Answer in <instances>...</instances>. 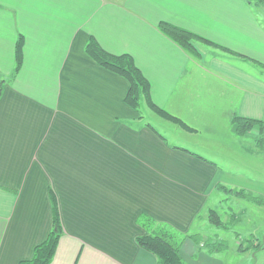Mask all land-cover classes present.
Segmentation results:
<instances>
[{
	"label": "crops",
	"instance_id": "obj_1",
	"mask_svg": "<svg viewBox=\"0 0 264 264\" xmlns=\"http://www.w3.org/2000/svg\"><path fill=\"white\" fill-rule=\"evenodd\" d=\"M262 2L0 0V264L31 259L48 238L51 193L63 231L51 264H159L137 243L148 234V219L199 235L181 247L186 263L224 264L204 245L230 231L224 209L221 228L203 226L210 210L223 207V195H231L217 187H241L264 199V182L247 177L245 167L238 173L246 179L230 166L226 172L192 149L202 140L178 132L190 149L170 143L173 134L159 128L166 122L144 102L139 110L129 107L128 81L99 66L85 46L95 37L110 53L130 54L151 83L154 103L179 118L192 115L194 135L202 116L225 125L236 116L264 121ZM164 22L219 47L197 41L198 55L191 54L161 31ZM22 37L23 65L14 74ZM214 121L204 133L210 139L220 130ZM251 134L254 147L242 139ZM232 135L248 154L264 146L256 130L239 135L234 127ZM234 197L236 207L264 209ZM228 209V221L246 227L242 237L264 228L252 209L239 215Z\"/></svg>",
	"mask_w": 264,
	"mask_h": 264
},
{
	"label": "trees",
	"instance_id": "obj_2",
	"mask_svg": "<svg viewBox=\"0 0 264 264\" xmlns=\"http://www.w3.org/2000/svg\"><path fill=\"white\" fill-rule=\"evenodd\" d=\"M161 31L175 43L183 47L191 54L198 55V51L194 46V42L202 41L205 44H210L216 47L213 42L197 36L185 29L174 26L170 23H161ZM224 49V48H222ZM226 49H224L225 51ZM229 51V50H226ZM86 53L92 58L99 66L113 72L123 78L129 83V90L125 97L126 104L134 110H139L141 107V101L154 110L157 115L164 117L168 120L176 122L181 128L193 132L185 122L176 118L168 111L159 107L154 103L151 97V83L148 78L143 74L140 68L136 65L134 58L130 54L116 55L105 50L95 37H91L86 45ZM16 66L14 74H17L22 65L24 59V40L23 37L18 41L15 49ZM0 87V97L2 93V85ZM233 124L236 132L239 135H245L253 130L258 131L260 135L264 134V121L253 120L236 116L233 118ZM264 142L262 137L261 143ZM217 189L223 192L231 193V195L239 196L248 201H252L256 205H263L264 199L259 196L252 195L246 190H238L219 185ZM51 202L53 207L54 225L48 238L34 250L33 257L29 260H24L20 264H51L56 255L59 240L62 235V225L60 221V214L56 196L51 193ZM210 222L215 227L221 228L224 225L222 218L216 210H210L208 213ZM150 223V227H144L148 230V234L137 238V243L145 250L153 253L158 259L159 264H188L184 260L181 254V247L186 238L197 240L199 235H183L177 232L173 227L167 224L157 225L153 220H147ZM238 239V250L240 253H247L249 251L258 250L263 242L255 240L252 235L242 237L241 234H236ZM253 238V240L249 239ZM208 242V240H206ZM209 247L212 254L220 252L222 250V242H211ZM260 242V243H259ZM248 243V244H247ZM247 244V245H246ZM264 245V244H263ZM227 247H225V250Z\"/></svg>",
	"mask_w": 264,
	"mask_h": 264
},
{
	"label": "rangeland",
	"instance_id": "obj_3",
	"mask_svg": "<svg viewBox=\"0 0 264 264\" xmlns=\"http://www.w3.org/2000/svg\"><path fill=\"white\" fill-rule=\"evenodd\" d=\"M264 1V0H261ZM264 3V2H262ZM85 52H86V46H85ZM89 56V55H88ZM92 59V58H91ZM262 74H264V71H261ZM224 84V83H222ZM211 93H213V89L211 91ZM204 97V96H203ZM202 97V98H203ZM201 98V100H202ZM216 99L218 97H215ZM193 100H198L196 99L195 96H193ZM192 100V101H193ZM214 103H218L217 100H213ZM144 101H141V103ZM146 105V104H145ZM142 107V106H141ZM146 107L149 109V107L146 105ZM152 111V113L150 112ZM150 113L151 114H156V112L154 110L150 109ZM148 112V113H149ZM170 113V112H169ZM171 114V113H170ZM157 115V114H156ZM173 116L177 117V114H172ZM183 116H181L179 119H181L183 122H185L183 119L185 118L187 120V125L190 127L189 125V119L192 121V115H188L186 116V114H182ZM155 116V115H154ZM157 119L161 118L162 120H164L166 123V125L159 126V128L161 129L162 133L164 134H168L169 132L171 134H173V136L169 135V142L172 144H177L181 147H190L188 146L187 142L185 140H183V138L178 137L177 138V133H183L185 135H187V140L195 143L196 141L200 142L202 140V144L204 145H199V148H192V149H200V151L203 153V155L206 156L207 159L213 160L215 161L217 164H219L222 167H226V172L229 171H233L231 169L228 168V166H230L231 168L235 169L234 172L238 173V170H240L241 168L245 167L246 169H244L247 173V177H249L250 179H259L262 182H264V146L260 144L257 145L258 146V150L259 152H255L254 153H246L244 148H240L238 147V145L236 146L233 140V129H234V125L233 124H228L225 125L224 123L221 122V120H216L217 122L215 123L214 119L210 118V117H206V116H202L199 120V124L195 121L196 125L195 127L200 131V133H195L192 134L190 133V131H187L183 128H181L180 126L177 125L176 122H173L172 120H168L164 117H161L159 115L155 116ZM189 119H188V118ZM213 128L214 129H219L218 130V134L216 137H214L213 139L208 138L207 136L204 135L205 132H207V134H210L211 132L209 130L206 131V129L209 128L211 122H213ZM156 122V121H154ZM163 122V121H162ZM164 124V123H163ZM233 125V126H232ZM192 126V125H191ZM172 128V130H171ZM230 128H232V131H230ZM199 134V135H197ZM198 136V137H197ZM255 134H251L249 135L248 138H251V140L249 141L248 138H242L243 141L246 142V144H249L251 142V146L254 147L255 144ZM261 137L264 138V134L261 135ZM250 146V148H251ZM190 149V148H188ZM215 152V153H213ZM238 175L244 177L243 173H238ZM229 188L232 189H243L241 187H231L229 186ZM225 201L222 202V206L221 208H217L216 211L218 212V214L220 215V217L222 218L221 214V209L225 210V214L227 212V216L225 217V225L230 227V231L225 232L226 237L223 238L222 241V250L220 252L215 253V255H217V257L224 262V264H264V228L262 227H258L254 233L252 234V237H255V240L258 239L260 243L262 244V246L258 249V250H253L250 251L249 254L250 255H244L243 253L241 254L238 251V239L236 236V233L238 232H243L244 228H246L245 226H236V224H234L231 221H228L229 219V206L231 208H233V211H235V214L239 215L240 214V210H247V207L252 209L255 213V223L256 226L259 225V223L261 222L262 225H264V209H258V207L252 205V204H247L245 201V203H242L241 206L236 207V203L234 202V200H236V198L233 195H223ZM227 209V211H226ZM233 216V215H231ZM209 221H206V217L202 220V222H204L203 226H207L209 227ZM206 227V228H207ZM247 231H253V230H247ZM201 232H203V234H208L204 231L201 230ZM220 232L222 233V230H220ZM212 234V232H209ZM219 233V232H218ZM217 239V238H215ZM251 240H253V238H249ZM225 241V242H224ZM248 244V243H247ZM246 244V245H247ZM225 247H227V249L225 250ZM209 248V246H206L205 249L207 250ZM216 257V258H217Z\"/></svg>",
	"mask_w": 264,
	"mask_h": 264
}]
</instances>
